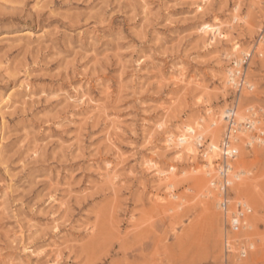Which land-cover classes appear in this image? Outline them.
<instances>
[{"label": "rangeland", "instance_id": "1", "mask_svg": "<svg viewBox=\"0 0 264 264\" xmlns=\"http://www.w3.org/2000/svg\"><path fill=\"white\" fill-rule=\"evenodd\" d=\"M1 36L0 264H264V143L233 144L249 230L214 185L227 107L264 136V0H0Z\"/></svg>", "mask_w": 264, "mask_h": 264}, {"label": "bare ground", "instance_id": "2", "mask_svg": "<svg viewBox=\"0 0 264 264\" xmlns=\"http://www.w3.org/2000/svg\"><path fill=\"white\" fill-rule=\"evenodd\" d=\"M198 8L200 10L202 9L201 6H198ZM220 28H221V26H220L219 19L214 18L212 25L204 24L200 30L204 33V36H209L212 33V35L216 37L218 34L221 33ZM30 34H31V31H29L28 29H26L23 33H21L22 36H27ZM1 38H5V36H1L0 39ZM232 61H233L234 65L240 66L242 58L241 57L234 58ZM239 71L240 70L238 68H235V69L230 68L229 69V71L227 73V75H228L227 78L229 81L228 83L231 84L233 87L237 88V90L239 92H241L242 90L252 88V85L246 79V76H245L246 73H242L241 74L242 77H240V79L236 80L235 76L237 73H239ZM10 101H11V99H10L9 95H6V96L0 98V107L1 106H4V107L8 106ZM251 109H252L251 106L247 107L245 109L243 116H242L243 118H240L241 121L238 122V121L234 120V118H235L234 115L236 114L234 112L235 107L234 108L233 107H231V108L227 107L225 109L224 116H223L224 121L227 122V126H226L225 133L223 135V138L221 139L220 144L218 145L219 150H218V147L214 143H209L207 151L205 152L206 157H207V161H208L207 171L209 174L211 169L213 168V163H212V161L214 159L213 156L216 155V151L218 150V157L214 160V168H215V172H216V176H217V179L215 180L214 185H215V188L218 189V191H216L217 192L216 196H217V207L218 208H221L222 204H223L221 201V198H220L221 194H220V190H219L220 189V183L222 181V177H223V181L228 184V188H229V182H230V184L235 185L236 187H242L244 182H245L244 178L239 177L240 174H243L245 176L244 171L241 170V171L233 172V162L235 161L236 156H237V152H235L236 148L234 147L235 145H233L234 142H237L244 135V136H246V139H250V138L253 139L254 138L252 141L251 140L246 141V139H245V145L251 146V145H254L256 143H264V136H261L260 134L256 135L254 133H250V131H249V130L253 129L255 127V124L258 122V120L251 119L248 115H246V111H249ZM252 114H253V112H252ZM215 118L217 120L218 116H216ZM230 119H232V123L229 125L228 122ZM202 121H205V123L202 124L201 123ZM216 125H218V122L217 123L214 122L213 118L210 120V122H207L205 119L200 118V121H195L191 125V127L182 128L180 130L179 134L167 135L165 138V143L167 145L174 143L175 146L177 147V154H180V152L182 151L183 148H186V149L192 148L191 143L193 140L196 144L200 145L199 139L201 137V134L199 133L197 136L194 137V135L197 131L201 132V128H203V130H206V131L210 130L212 132H215L217 128H214L211 126H216ZM256 128H258V127H256ZM247 131H249V132H247ZM263 132L264 131L260 129V133H263ZM238 133H240V134H238ZM224 146H225V148H224ZM193 149H194V146H193ZM193 149H192V151L196 152V149H194V150ZM224 155H225V159H224ZM219 159H220V161H217ZM216 161H217V163H215ZM222 168H223V170H222ZM229 172H230V174H229ZM223 173H224V176L221 175ZM161 174H162V172H158L159 176ZM228 174H229V177H228ZM111 177H113V176H111ZM228 179H229V182H228ZM110 180L111 179H109V181ZM205 183H206V180L203 179L202 181L199 182V185L204 186ZM238 202L241 205L240 211H235V210L234 211L231 210L232 212L230 211L231 214H234L233 215L234 217H231V214H229L230 212H228V211L226 213L223 211L224 215L227 217L228 220L230 219V221H232V222L233 221L238 222L239 226L237 228L249 230V227H248L249 226L248 225L249 220H248V216H247L249 211H247V210H250V208L248 206H243L240 201H238ZM226 203H227V207H228V205L230 206L231 205L230 199H227ZM244 207H246L247 210ZM229 238H230V241L228 240V242H229L228 247L230 249L233 241H235V240H233L231 235L229 236ZM241 240L247 244V242L243 238ZM245 251L244 252L239 251V254H242V253L245 254L246 253ZM237 257H239V256H237Z\"/></svg>", "mask_w": 264, "mask_h": 264}, {"label": "built area", "instance_id": "3", "mask_svg": "<svg viewBox=\"0 0 264 264\" xmlns=\"http://www.w3.org/2000/svg\"><path fill=\"white\" fill-rule=\"evenodd\" d=\"M229 125L232 123V119H230L229 120ZM224 148H225V146H224ZM224 159H225V155H224ZM224 168V167H223ZM223 168H222V170H223ZM222 176H224V173L223 174H221ZM227 189H228V184L226 183V182H224L223 181V177H222V181H221V183H220V196H221V201H222V210L226 213V211H227ZM240 209H241V205L240 204H238V209H237V211H240ZM234 214H231V217H234L233 216ZM239 225H238V222H235V221H230V219H229V227H230V229L231 230H235L237 227H238ZM228 239L226 238L225 239V246L228 248ZM240 251H242V252H244L245 251V249H244V246H241V250ZM242 254H244V253H242Z\"/></svg>", "mask_w": 264, "mask_h": 264}]
</instances>
